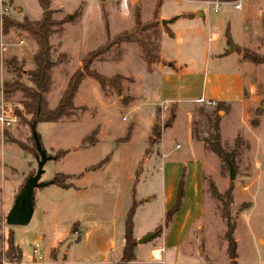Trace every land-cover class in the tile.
I'll list each match as a JSON object with an SVG mask.
<instances>
[{
    "label": "rangeland",
    "instance_id": "374dc122",
    "mask_svg": "<svg viewBox=\"0 0 264 264\" xmlns=\"http://www.w3.org/2000/svg\"><path fill=\"white\" fill-rule=\"evenodd\" d=\"M204 1L206 0H162L155 17L153 12L156 0L51 2V7L57 10L54 18L62 19V25L49 38L52 58L61 57V61L51 70L52 84L49 92L45 94L49 108L56 105L69 77L81 68V60L88 52L103 46L106 40L114 39L119 32L132 30L136 10L140 14L142 27L149 23L153 25L146 30L137 31V35L148 36L154 41H158L160 36L163 37L168 42L165 48L169 51L176 48L174 52H178L183 60L187 57L191 60L194 58L199 70L201 59L206 54L209 27L212 32L221 34L219 42L222 44L219 43V47L214 51L225 49L226 53L229 46L225 41L230 38L234 43L233 53H236L240 60L249 63L243 71L255 86L253 93L247 96L241 105L229 108L224 105L217 110L221 145L226 144L230 150L236 137L244 142L235 152L234 162H223L203 141L208 135V127L199 110L212 112L216 107L211 108L203 102L183 110L179 108L175 122L171 120V129L177 137L168 139V142L165 138L167 148L172 147L176 141L181 143L186 127L189 126L192 132L195 122L201 132L199 137H193L192 145L195 150L189 149L192 153L187 155L198 156L203 161L202 214L192 222L179 247L166 248L162 263L152 261L146 253L154 247L162 248V245H158L161 242L156 233L148 241L137 244L135 261L130 264H228L224 237L226 219L222 216L224 204L228 199L227 193L230 196L228 215L235 225L233 237L236 240L237 263L264 264V63L255 65L243 57L245 51L264 56V0H247L245 10L234 9L231 5L233 2L221 1L224 4L220 5L218 12L213 11L212 5H205ZM193 11H200L202 16ZM2 13L20 21L24 16L39 19L41 9L37 0H0V14ZM177 15L182 17L175 19ZM161 16L170 20L168 25L161 24ZM168 26L175 35V38H171L176 39L174 42H169L165 35L169 31ZM245 37L249 38L251 44L257 45L249 44L250 48L238 47L243 44ZM36 48L35 42L26 32L12 27L6 35L2 34L0 20V103L19 116L18 123L14 126L0 125L2 263L7 264L4 258L5 239L12 231L14 242L25 255L31 254V249L36 244L37 253H44L46 245L50 244L53 238H60V243L49 250L48 257L52 264H63L60 262L61 252L65 254L68 264H101L104 262L100 261L106 258L101 255L98 259V252L112 246L111 235L117 241V247L111 257L121 256L124 214L131 205L130 189L136 188L135 199L138 207L133 222L137 238L155 231L157 226L165 222L163 196L167 181L165 182L163 177V161L159 159V140L152 135V139L142 142V139L138 138L141 133H138L137 118L128 107H123L132 101L131 93L142 89L150 91L149 86L155 84L152 79L154 76L151 75V70L146 69L139 47L134 43H122L118 47L114 45L105 54L104 61L94 62L92 68L98 73L105 76L120 74L124 77L119 80L120 95L110 87L102 90L97 81L86 76L75 94L73 103L76 105L74 104L69 117L57 122H38L35 125L42 149L50 157L42 167L40 182H51L54 176H57L70 187L75 180L82 181V176L77 177L81 174L78 172L84 168L88 177L83 179L82 185L87 186L88 192L76 196L74 190L63 189L52 183L37 187L34 189L37 200L30 221L25 225H7L5 216L27 177L35 173L38 154L29 123L31 115L22 105L24 98L21 92L15 91L5 97L1 91L4 80L15 78L5 73L4 60L13 56L22 63L24 71L32 69L31 58ZM230 56L233 57L223 63H232L233 66L231 60L235 59V54ZM18 79L23 85L30 86L25 74ZM165 110L167 112L164 115L160 113L158 117H151L155 119L157 126H162L163 135L169 134L165 124L170 114L175 112L171 106ZM186 110L189 111L190 121ZM94 131L97 133L90 137ZM127 134L128 138L120 141ZM84 135L96 139L94 145L90 146L88 140L82 141ZM62 151L67 153L56 157ZM147 157L151 158V161L145 165H142V161L139 164L136 162L138 158ZM101 160H106L102 165L108 162L102 172L98 171V168L90 170ZM228 163L233 168L232 180L229 179ZM133 175L137 180L133 181ZM69 177L74 180L68 179ZM211 184L218 193L226 194L223 201L212 196ZM83 219L93 223L90 236L79 244L71 242L64 249L72 238L75 240L81 233L78 222L76 232H71L72 225ZM167 224L168 221L162 230L168 229ZM68 232L73 234L72 238L67 236ZM40 234L43 238L36 239ZM31 235L35 238H31Z\"/></svg>",
    "mask_w": 264,
    "mask_h": 264
},
{
    "label": "crops",
    "instance_id": "0c3cea01",
    "mask_svg": "<svg viewBox=\"0 0 264 264\" xmlns=\"http://www.w3.org/2000/svg\"><path fill=\"white\" fill-rule=\"evenodd\" d=\"M246 7H247V0H244V4L242 6V9L240 10H245ZM193 12L195 13L199 12L200 16H202V13L200 11H193ZM189 15L192 16V14ZM181 17L182 15H177L175 19ZM196 17L197 16L195 17L193 16V18ZM162 19H164L163 16L160 17V20ZM169 22L170 20L168 21V23ZM209 29L210 31L207 37L208 43L207 46L205 47L206 54H204L201 59V67H199L200 70L195 65L194 58L193 60H191L190 57H187V59L183 60V58L179 55L178 52L176 53L174 52L176 48H174V51H169L168 48H165V45L168 42H166L165 39H163V37L161 36L159 37L157 42L160 45L159 48L160 62L154 64L150 71L151 75L154 76L152 79L153 81H155V84L154 85L151 84L149 86L150 91L148 90L145 91L144 89H142L141 91L137 90L133 94L131 93V96L133 97L132 101L126 104L125 106H123V107H128L129 111L132 114H134V116L137 118L138 133H141L140 135L141 137L138 138L142 139V142L148 141L149 138L152 137L153 134L152 126L156 123L155 119L151 118L152 115H155L156 117L159 116L160 113L164 115L167 112L165 109H167L168 107L170 108V106L172 107V109L173 108L175 109V112H173L174 121H172L175 122L177 116L179 115L177 110L179 108L183 110L184 108H188L193 104H200L199 102L196 101V99L199 97H203L205 100L221 102L223 103V105L229 108L230 106L233 107V106H237L238 104L241 105L246 100V97L250 96L251 93H253V89L255 86L249 80V78L246 77V73H244L243 71V69H245V67H247L249 63H247V61L240 60V58L236 56V53L233 52L225 53L224 51L225 49H223V51H219V50L214 51L219 47L220 45L219 43H221L219 42L221 39V34L212 32L211 27H209ZM165 35L167 36L169 42L176 41V39H171L173 37L175 38V35L172 33L170 29ZM218 36H220V38H218ZM246 41H248L249 44L252 46L257 45V43L251 44L250 40H246ZM225 43L227 45L228 40H226ZM244 46H248V45L247 44L245 45L242 44L240 46L238 45V47L241 48H243ZM234 54H235V59L232 58L231 60L233 62V66L232 63L229 64L223 63L224 60L231 59V57L233 56L230 55H234ZM161 102L163 103V106H158L160 105ZM74 104L76 105L75 102ZM210 107L213 108L215 106L213 104L210 105ZM180 114H182V112ZM186 115L188 121H190V115L188 110H186ZM149 118H151V120ZM172 126L166 127L169 129V134L166 135H163L164 129H162L161 126L160 137H159V145H160L159 151L161 154V157L159 159L163 161L164 164L163 177H164V181L165 182L167 181L166 184L164 185V196H163L164 217H165V212L169 208H171V206L174 204L177 186L182 176H183L184 195L182 198L180 209L174 213L172 219L167 224L168 229L162 230L163 227H165L166 225V220L163 225L156 227L155 231H157V233L159 232V235H157L156 237H159L161 242L158 245L159 246L162 245V248L154 247L146 251V253L149 256V259L161 263L163 262V253L165 252L166 248L168 247L171 249H176L177 247H179L182 244L183 240L185 239L186 231L190 228L192 222L202 214L201 174L203 169V161L198 156L194 157L193 155H187L190 152L189 149L195 150V147L192 145L193 137L190 132L189 126H187L185 129L186 131L184 136L182 137L183 140L181 143H178V141H176L172 147L169 146L167 148L165 146L167 145L166 140L168 142L169 141L168 139L171 140L177 137L175 135L174 130L171 129ZM178 149L181 150L178 151ZM191 153L192 152H190V154ZM141 161H142V165H145L146 163H149L151 161V158L148 157L138 158L136 160L138 164ZM106 164L102 165L97 170L102 172ZM59 173H64L67 175L74 174V173H65V172H59ZM87 173L88 172L83 168V170L78 172L79 176L77 178L82 176L83 179L84 178L86 179V177H88ZM134 175H133V181L137 180L134 178ZM140 175L137 176L139 177ZM128 178L130 179L129 175ZM68 179L74 180L71 177H69ZM82 181L81 180H75L74 182L71 181L73 185L68 187L69 189L74 190V194L76 196L85 195L88 192V190L86 189L87 186L82 185ZM68 188H63V189H68ZM135 190L136 188H133L130 189L129 191V194L133 196V198L131 196V203L132 201L137 202L135 199ZM36 200H37L36 194L34 193V204L36 203ZM125 215L126 212L124 214V218ZM76 222L80 224V228H81L80 229L81 233H79L80 236L79 240L78 241H76V239L73 240L74 239L72 238L73 234H70L68 232L67 236L68 235L71 236L72 239L69 241V244L64 249H66L71 244V242H74L76 244L82 243L85 240V238H88L91 234V229L93 228L92 222L91 223L87 222L84 219L81 222L79 221ZM41 235L42 234H40V236H38L36 239L38 240L42 239L43 235L42 236ZM133 237L135 238V240L138 239L137 238L138 235L134 233V222H133ZM31 238H35V237L31 235ZM59 239L53 238L51 240V243L50 244L48 243L46 245V249L44 253H41V251L40 253L39 252L37 253V250L36 252H33V249L35 248L34 246L31 249V254L25 255L23 253V250L20 248L22 251V264H52L51 259H49L48 257L49 250L50 248L60 243ZM114 239L115 238H113L111 235L112 246L111 247L108 246L105 249L99 250L98 259L100 258L101 255H104V257L106 258V260L100 261V262H104L101 264H115L118 261L120 255L114 258L111 257L114 248L117 247V241L116 239L115 240ZM137 246L138 245L136 244V247ZM154 250L158 251V255L154 254ZM161 251H163L162 254ZM61 254L62 257L60 258V262L63 264H68L65 258V254H63L62 252L60 253V255ZM133 261H135V259ZM133 261H130L127 264H130ZM144 263H147V261H144Z\"/></svg>",
    "mask_w": 264,
    "mask_h": 264
},
{
    "label": "trees",
    "instance_id": "16d2710c",
    "mask_svg": "<svg viewBox=\"0 0 264 264\" xmlns=\"http://www.w3.org/2000/svg\"><path fill=\"white\" fill-rule=\"evenodd\" d=\"M38 5L41 9V15L39 19H30L27 16H24L20 21H17L8 16L6 13L1 14V32L6 35L10 28H16L20 31L26 32L35 42L36 51L33 54L31 61L33 68L24 71L22 68V63L18 61L15 57L11 56L4 60L5 73L11 75L14 79H6L2 83L1 91L5 97H9L13 92L19 91L23 96L22 105L24 109L31 115L29 120L30 125L37 124L38 122H57L62 118L69 117L72 114L74 108V97L78 90V87L81 81L87 76L93 78L99 86L104 90L107 87L114 89L118 95H120L121 87L119 80L124 79L120 74H114L112 76H105L98 73L92 65L95 61H104V56L108 53L112 46H119L122 43H134L139 47L140 56L143 62L145 63L146 69L151 70L152 66L160 62L159 48L160 45L157 41L151 40L148 36L137 35V31H143L152 27V24H147L142 27L140 23V14L136 10L134 13V26L131 31L119 32L116 34L114 39L106 40V43L97 48L95 51L88 52L85 57L81 60V68L74 71L68 79L66 87L60 94L56 105L52 108H49L46 103L45 94L49 92L52 81H51V70L54 66L61 61V57L56 59L52 58L51 55V45L49 38L54 34L59 27L62 25V19L57 20L54 18V14L57 10L51 7L52 0H37ZM227 2H234L237 0H220ZM162 0H156L155 8L153 12V17L157 15V11L161 6ZM243 57L250 61L252 64H262L264 63V56H260L257 53L245 51ZM22 74H25L27 77L30 86L23 85L18 78ZM123 101V100H122ZM216 107L212 112H205L203 109L199 110V114L206 119L208 127V135L204 138V142L207 147L214 152L223 162L231 161L234 162L235 152L241 147L244 143L241 139L235 138L233 141L232 148L228 150V146H224L220 143L219 136V127H218V108L223 107V103L214 102ZM158 117V116H157ZM173 119V114H170L168 122H166L165 127L171 126V120ZM198 123L195 122L194 127L192 128V137H199L200 130L197 129ZM161 126L154 124L152 126L154 137H160ZM97 132L94 131L90 134L92 137ZM38 134V133H37ZM129 134H127L122 140H126ZM86 137V138H85ZM33 138V137H32ZM149 139H152L151 137ZM88 140L91 145H94L96 139L88 138L83 136L82 141ZM34 141V140H33ZM41 144V142H40ZM35 146V143H34ZM41 148L42 145H41ZM36 149V147H35ZM37 152V150H36ZM67 152L62 151L56 157H62ZM38 154V152H37ZM38 157V156H37ZM106 160H101L94 168L90 170H95L100 168ZM89 171V170H88ZM55 184L61 188H68L69 185L64 184L61 180L54 176V178L48 184ZM47 184V185H48ZM211 194L214 198L223 201L226 194H220L214 189V186L211 184ZM184 195L183 189V176L180 178L176 197L174 204L165 212V220L170 221L175 212H177L181 207L182 198ZM227 202L224 204L222 211V216L226 219V230H225V240H226V253L229 259L228 264H238L237 263V251H236V240L233 237V232L235 229L234 223L229 219L227 205L230 200V196L227 193L226 196ZM138 203L132 201L129 209L126 212L124 218V232H123V245L121 249L120 259L115 264H127L130 261L135 259V248L136 240L133 237V215L135 208ZM75 222L71 227V232H76ZM159 235V232L157 233ZM79 234L76 238V241L79 240ZM6 249L4 253V258L7 261V264H22V251L20 247L14 242L13 232L10 231L7 238L5 239ZM2 258L0 256V264L2 263Z\"/></svg>",
    "mask_w": 264,
    "mask_h": 264
},
{
    "label": "water",
    "instance_id": "95a60500",
    "mask_svg": "<svg viewBox=\"0 0 264 264\" xmlns=\"http://www.w3.org/2000/svg\"><path fill=\"white\" fill-rule=\"evenodd\" d=\"M198 14V12H196ZM71 18L72 16L69 15ZM0 20H1V14H0ZM169 20L162 19L161 24L165 25L168 23ZM228 50L227 53L233 52L234 43L228 39ZM31 128V134L35 143L36 150L38 152L37 157V169L33 175H30L27 177L25 182L23 183L21 190L16 195L14 202L9 209L8 213L5 216V222L7 225H25L27 224L33 214L34 209V189L37 187H43L46 186L49 182H40V176L43 172L42 167L44 163L50 158L45 150L41 148L40 144V137L37 134L35 130V124H32L30 126ZM229 166V179L234 178L233 168L228 163ZM157 231L150 232L146 234L145 236L136 239V244H140L143 242L148 241L150 238L154 237L156 235Z\"/></svg>",
    "mask_w": 264,
    "mask_h": 264
},
{
    "label": "built area",
    "instance_id": "2783aa9c",
    "mask_svg": "<svg viewBox=\"0 0 264 264\" xmlns=\"http://www.w3.org/2000/svg\"><path fill=\"white\" fill-rule=\"evenodd\" d=\"M242 1L243 0H238L236 2H233L231 5L233 6L234 9L240 10L242 9ZM205 5L210 6L212 5L213 11L218 12L220 9V5L224 4V2L221 1H213V0H206L204 1ZM246 40H249V38H246ZM243 39V44L249 45V42ZM244 46V47H248ZM249 48V47H248ZM197 102L199 103H206L208 105H213L214 101L212 100H205L203 97H199L196 99ZM160 106H163V103H160ZM19 116L15 114L10 108H7L3 103H0V125L2 127H11L14 126L18 123ZM38 245L36 244L35 248L33 249V252H36V247Z\"/></svg>",
    "mask_w": 264,
    "mask_h": 264
},
{
    "label": "bare ground",
    "instance_id": "6f19581e",
    "mask_svg": "<svg viewBox=\"0 0 264 264\" xmlns=\"http://www.w3.org/2000/svg\"><path fill=\"white\" fill-rule=\"evenodd\" d=\"M154 254H155V255H156V254L158 255V251L154 250Z\"/></svg>",
    "mask_w": 264,
    "mask_h": 264
}]
</instances>
